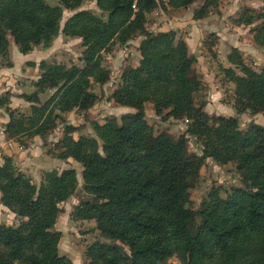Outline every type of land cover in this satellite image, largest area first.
<instances>
[{"label":"trees","instance_id":"obj_1","mask_svg":"<svg viewBox=\"0 0 264 264\" xmlns=\"http://www.w3.org/2000/svg\"><path fill=\"white\" fill-rule=\"evenodd\" d=\"M157 1L162 2L95 0L98 14L79 9L84 0H59V5L0 0V57L5 66L12 65L10 38L22 54L49 47L60 30L80 38L83 47L80 65L39 61L35 90L19 95L30 103L28 112L10 107L8 94L0 95V108L9 116L5 137L25 147L34 136L49 134L57 120L65 121L68 112H87L99 99L93 86L111 77L102 53L112 43L125 45L142 36L137 46L141 57L135 66L122 65L107 98L133 112L92 121L95 136L75 138L76 126L65 121L52 153L81 165L82 189L91 196L75 206L72 218L94 219L109 239L87 246L85 264H173L174 257L178 264H264V125L251 122L242 130L237 115L207 114L206 99L196 98L207 82L194 71L196 56L186 41L177 30L146 28L147 14ZM194 1L162 3L175 9ZM217 3L201 0L192 18L208 16ZM64 10L73 12L61 24ZM233 22L252 25L254 43L264 48V9L245 8ZM210 35L217 40L216 34ZM226 59L229 65L222 70L234 84L236 113L264 112V66L253 69L237 47L229 49ZM46 89L54 90L39 102ZM146 103L164 110L166 118L187 119L188 127L176 138L167 131L156 133L146 120ZM189 134L201 140L200 154L189 151ZM207 158L222 165L236 162L245 186L232 187L225 197L214 186L194 210L189 179ZM77 184L76 170L68 167L45 171L36 185L16 168L12 156L0 154V201L19 219L15 226L0 222V264H75L60 254L61 233L54 225L60 204Z\"/></svg>","mask_w":264,"mask_h":264},{"label":"rangeland","instance_id":"obj_2","mask_svg":"<svg viewBox=\"0 0 264 264\" xmlns=\"http://www.w3.org/2000/svg\"><path fill=\"white\" fill-rule=\"evenodd\" d=\"M46 3L50 5H59V0H45ZM201 3V0H195L188 7L183 8L184 13L179 15L177 18L175 16L174 10L171 7L163 5L162 2L157 1L156 7L147 14V23L154 24L158 23V20L163 17L158 24V27L170 28L172 30H238L232 29L231 26H239V30H247L245 31L243 36V47L239 49L245 60V63L251 66L255 70H259L264 66V48L256 45L254 49L249 47L250 42V28L252 25H241L235 24L233 19L238 16L240 12H242L245 8L254 9L256 11L264 9V0H218L217 8L208 16L194 20L192 18L193 10ZM231 4L230 7L228 5ZM194 6V8H192ZM79 9H90L98 14H100L99 9L96 6L95 0H84L81 7ZM73 11L64 10L62 22L72 14ZM256 23V22H255ZM254 23V24H255ZM229 25H231L229 27ZM248 30L250 32H248ZM205 41L203 42L201 51H199L198 55H203L205 62L208 64L209 72L206 74V79L208 80L206 87L201 90L197 94V101H203L206 99V105L204 106V110L208 115H224V116H236L239 120V126L243 130L247 128V126L251 122H255L261 125H264V112L259 113H251L249 111L237 114L234 108V95H233V87L234 84L229 82L224 76V72L222 70L223 66H228L229 63L226 59L227 53L232 46L228 44V47L217 48L210 47V43H217V40L213 38L210 34H216L215 32H207ZM252 33V32H251ZM253 34V33H252ZM249 38V39H248ZM135 39V38H134ZM132 39V40H134ZM248 39V40H247ZM55 40V42H54ZM51 45L47 48L42 46H36L33 49V54L39 56L38 63L40 60H48L54 61L57 63H63L66 66L71 64H81L80 57L82 55L83 47L81 46V39L78 37H68L63 35V33L59 32L57 35V39L55 38ZM254 42V41H253ZM53 44V45H52ZM52 46V47H51ZM130 45H127L129 47ZM126 47L125 45H120L115 42L108 46V49L104 51L102 54L103 63L109 66L111 70L110 80L103 85H94L93 91L98 94V101L94 104L92 108L88 112L82 113V111L72 110L74 111V115L72 118L66 119L65 121L73 126H76V130L73 133V136L77 138L79 134L86 135H94L93 129L91 127L92 121L103 122L109 116H115L118 119L124 113H128V110H133V108L125 107V106H117L107 100L108 94L116 87L117 79L119 76V71L122 65H130L135 66L138 62V57L136 56L135 46L133 45L132 51L128 53V55H124V60L121 62L117 60V62H113L112 58H114V54L117 50ZM14 50L19 53L15 43L12 38H10L9 45V54L14 55ZM21 54V53H19ZM123 55V54H122ZM196 56L195 54H193ZM128 57V58H127ZM9 60H11V56L9 55ZM5 60L0 57V64L5 65ZM204 62L202 58H200V62L196 59L194 63V71L197 74L199 71L200 64ZM204 62V64H205ZM33 66L35 65L34 62ZM29 73L30 76L33 75L32 65H30ZM236 72L239 73L238 69H235ZM37 77L32 81V83L38 78L39 69L37 66ZM35 71V73H36ZM205 71V70H204ZM35 75V74H34ZM21 80L25 81V78H21ZM210 83V84H209ZM28 85L24 88L25 92L23 93H31L35 90V86L31 87ZM216 88V89H215ZM54 89H46L44 92H41L39 97V102H43L48 96L53 92ZM21 94V93H20ZM17 94L18 97H20ZM2 95V94H0ZM21 98V97H20ZM23 99V98H22ZM24 100V99H23ZM102 101V102H101ZM27 102V101H26ZM102 104H101V103ZM29 105H25L24 107H14L21 111L28 112ZM128 109L125 111L124 109ZM71 112V111H70ZM233 113L230 115L229 113ZM145 117L149 124L152 125L154 131H167L172 137L176 138L178 135L183 133L188 127L190 121L185 118L182 119H173L166 118L164 110H156L152 106L151 103H146L145 105ZM62 120H57L56 126L49 132L51 133V137L48 138L49 141H38V144L41 142L45 143L44 152L52 159H58L52 156L54 150H56V142L62 135L64 122ZM37 136V135H36ZM40 136V135H38ZM35 137V136H34ZM188 149L191 153L200 154L201 153V140L193 135L187 136ZM25 147H20L24 149H29V147H33L35 142L30 139L26 141ZM70 162L65 160L63 164L52 163L47 165V171L51 169H56L61 171L62 167L68 168L72 167L77 172L78 184L77 188L72 196H70L66 201L60 204V208L62 211L60 212L56 223L54 225V229L60 231L61 236L58 242V248L60 254H65L71 258V260L75 264H85V250L87 246L96 241H109L107 237L102 235L99 230L96 228V222L94 219H73L72 212L81 201L86 199H91V196L85 193L82 189V176H81V165L70 158ZM61 160V159H60ZM236 162L230 161L226 164H217L212 159L207 158L204 164L201 166L198 174L189 179L190 183V206L194 210H198L199 205L202 199L207 195L208 191L214 187L218 186L220 188L221 196L225 197L226 194L230 191L232 187L245 186L243 181L242 173L239 172L235 167ZM16 168L19 170V167L15 164ZM63 170V169H62ZM42 171V170H41ZM23 172V171H21ZM45 171H42V176ZM24 174L31 177L33 183L37 182L36 179H39V175L35 174ZM36 184V183H35ZM39 185V184H36ZM2 203L0 201V222L5 223L6 225H17L19 223V219L15 216L13 212L7 209L5 206H1ZM199 221V217L196 216V222ZM120 244L119 241H116ZM125 247V246H124ZM126 248V247H125ZM173 264H178L176 258L171 259Z\"/></svg>","mask_w":264,"mask_h":264},{"label":"crops","instance_id":"obj_3","mask_svg":"<svg viewBox=\"0 0 264 264\" xmlns=\"http://www.w3.org/2000/svg\"><path fill=\"white\" fill-rule=\"evenodd\" d=\"M231 4L228 5L230 7ZM194 8V6L192 7ZM174 10L175 16L174 18H177L179 15H182L184 13L183 8H175ZM163 17H161L162 19ZM160 19V20H161ZM158 23L154 24H148L146 23V28L149 31H166L170 30V28H164V27H158ZM63 23V22H62ZM231 25H229L230 27ZM232 29H238V30H177L178 34L183 37V39L186 41L188 45L189 52L192 54L196 55V59L198 62H200V58L205 62V59L203 55H198L199 51H201L203 42L205 41L206 35L208 34L207 32H215L217 35V43L214 45V47L217 48H225L228 47V44L235 46L239 49H242L243 47V36L245 31L247 30H239V26H231ZM248 32H250L248 30ZM57 39V36L55 37ZM142 39V36L136 37L134 40H130L126 43V47L117 50L115 52L114 58H112L113 62H118L121 60L123 61L124 58L128 55L130 51H132L133 45L135 46V52L136 56L139 58L140 53L137 50V46L139 45L140 40ZM249 39V38H248ZM247 39V40H248ZM55 42V40H54ZM53 45V44H52ZM127 45H130L127 47ZM52 47V46H51ZM249 47L251 49H254L256 47L255 43L253 42V34L250 32V42H249ZM20 53V52H19ZM14 50V55H11V66H5L0 64V94H8L10 103L9 106L14 108V107H24L25 105H29L30 103L26 102L22 98L18 97L17 94L25 92L24 88L27 87L28 85H33L32 81L37 77V64L39 56L36 54H33V50L29 53L26 54H19ZM123 54V55H122ZM126 55L124 58L123 56ZM128 58V57H127ZM35 65L33 66V63ZM202 62L199 66V71L201 75H203L204 79L206 82L208 80L206 79V74L209 72L208 70V64L205 62ZM30 65H32L33 69V75L30 76L29 69L31 68ZM205 70V71H204ZM36 71V73H35ZM35 74V75H34ZM21 78H25L24 80H21V82H18ZM210 84V83H209ZM105 86V84H104ZM29 87V89L31 88ZM216 89V88H215ZM102 102V101H101ZM100 102V103H101ZM102 104V103H101ZM119 109H124L127 111L128 109L126 108H119ZM90 110V109H89ZM88 110V111H89ZM87 111V112H88ZM128 112H133V110H128ZM234 112L229 113L230 115H233ZM74 115V111L68 112L67 113V119L72 118ZM9 116L5 112L4 108H0V154H7L12 156L15 164L19 167L20 171H23L27 174H35L36 177L39 175V179L35 182L36 184H39L42 179V171H47L48 168L46 167L49 164H52L54 162L63 164L64 161L60 159H52L50 158L45 152V143L41 142L38 144V141H49L48 138L51 137V133L45 135V136H35L33 137V141L35 142L33 147H29V149H24L20 147V145L13 139H7L4 134V125L8 122ZM70 158L65 160L67 162H70ZM62 169H64L62 167ZM61 169V170H62ZM42 170V171H41ZM2 206V205H1Z\"/></svg>","mask_w":264,"mask_h":264},{"label":"built area","instance_id":"obj_4","mask_svg":"<svg viewBox=\"0 0 264 264\" xmlns=\"http://www.w3.org/2000/svg\"><path fill=\"white\" fill-rule=\"evenodd\" d=\"M165 5L168 4L169 0H161Z\"/></svg>","mask_w":264,"mask_h":264}]
</instances>
